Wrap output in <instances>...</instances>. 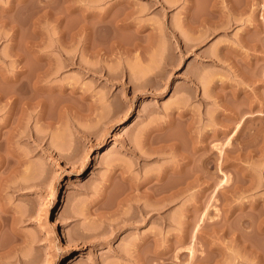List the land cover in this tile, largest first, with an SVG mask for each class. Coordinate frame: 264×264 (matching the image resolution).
<instances>
[{
  "label": "rangeland",
  "instance_id": "rangeland-1",
  "mask_svg": "<svg viewBox=\"0 0 264 264\" xmlns=\"http://www.w3.org/2000/svg\"><path fill=\"white\" fill-rule=\"evenodd\" d=\"M0 91V264H264V0H0Z\"/></svg>",
  "mask_w": 264,
  "mask_h": 264
},
{
  "label": "bare ground",
  "instance_id": "bare-ground-1",
  "mask_svg": "<svg viewBox=\"0 0 264 264\" xmlns=\"http://www.w3.org/2000/svg\"><path fill=\"white\" fill-rule=\"evenodd\" d=\"M205 19V18H204ZM201 20H203V18L201 19ZM204 21V20H203ZM186 48H187V46H186ZM186 50V49H185ZM9 80H11L10 82H12L14 85V89H15V87H17V86H23L24 87V85L26 84V82H25V84L23 85V82L24 81H20L19 83L16 81V79H9ZM15 82H17L16 84H15ZM27 85H28V83H27ZM14 89H12V90H14ZM0 92H2V91H0ZM12 92V91H11ZM10 92V93H11ZM14 92V91H13ZM14 93H16V92H14ZM14 93H12L11 95L10 94H7V93H5V94H2V93H0V98H3V96L4 95H6L5 97L7 98V97H9L10 98V100H9V98H8V100H6L5 102H6V104H7V109H6V111H5V118H4V124L5 125H7V126H9V128H12V126L14 127V124L16 125V124H19L20 122H22V118L21 117H23L22 115H23V112L24 113H26V114H24V116L26 117L25 118V120L27 121V115H28V112H26V110L29 108V106H31L32 105V98L30 97V94H29V91H28V88H23L22 89V92H20V94L18 93V94H14ZM8 95H10V96H8ZM17 111H19L18 112V114H17ZM20 113V114H19ZM235 114V113H234ZM232 115H233V113H232ZM228 116V115H227ZM230 117H231V114L229 115ZM233 117V116H232ZM24 118V117H23ZM6 119V120H5ZM26 121H25V125H26ZM17 126V125H16ZM26 127V126H25ZM227 127V126H226ZM225 127V128H226ZM25 129V128H24ZM224 129V128H223ZM223 129H220L221 131H218V130H216V131H214L215 133L217 132H219V133H224V132H226L227 131V128H226V130H223ZM228 129H229V127H228ZM23 131V132H22ZM21 131V133H25V134H27L28 133V130L26 131L25 130V132H24V130H22ZM224 131V132H223ZM236 131H234V133H235ZM20 133V134H21ZM216 133V134H217ZM1 134V133H0ZM0 138H1V136H0ZM0 142H1V140H0ZM2 143V142H1ZM153 148L154 147H151V149L153 150ZM135 152V151H134ZM98 154H100V151L98 152ZM141 154L139 153L138 154V157L140 156ZM172 171H176V169L175 168H172L171 169ZM123 175V174H122ZM187 183V184H186ZM139 184H141V183H138L137 185H139ZM188 184H189V182L187 181V182H185V180L183 179L182 181H179L178 183H172V184H170V185H168V186H154V184H152L151 185V187L153 188L152 189V193L151 194H149L152 198H153V200H152V208H155V207H158V205L160 206V204L161 205H166V203H168L169 201H171L172 199H173V196L175 195V191H177V190H172L171 192H169L168 194H162V195H160L161 193H163L164 191H167V190H169V189H171V188H173V187H176L177 185L180 187L179 189L180 190H184L185 188H187V186H188ZM183 185V186H182ZM207 188V186H205V185H203L202 187H201V190L202 191H204L205 189ZM154 202V203H153ZM96 203V202H95ZM101 203V202H100ZM99 203V201H97V203L96 204H94V205H97L96 207H100L101 206V204ZM95 207V208H96ZM98 207V208H99ZM134 208L136 209V211H137V216L139 215H141V214H145L147 211H148V207L145 205H140L139 203H137L136 205L134 204ZM97 209V208H96ZM1 213H3L2 211H0V215H2ZM5 214V213H4ZM4 214H3V216H4ZM3 216H1V217H3ZM5 216H6V214H5ZM8 216V215H7ZM6 216V217H7ZM4 218L5 219V221L7 220V218L9 217H7V218ZM126 219H129V218H126ZM1 220V219H0ZM10 220V222L9 223H11L9 226L11 227L13 224H12V222H14V220L11 222V219H9ZM3 223H5L4 221H2ZM8 222V221H7ZM9 223H7V224H9ZM0 225H4V224H0ZM6 225V224H5ZM1 227V226H0ZM9 227V228H10ZM13 227V226H12ZM11 229V228H10ZM63 234H64V237L66 238V240L68 241V242H73V238L68 234V233H66V232H64L63 231ZM13 237V238H12ZM10 239H11V241H10V243L9 244H7L8 243V240L6 241V243H5V241H2V242H0V253H1V251L3 250V252L1 253V254H6L7 255V253H6V251L8 250L9 252H10V250H14V251H16V249H17V246H18V244H19V238H17V237H15V235L14 236H12ZM9 239V240H10ZM6 251H5V250ZM7 251V252H8ZM8 252V253H9ZM4 254V255H5ZM21 258V257H20ZM21 259H24L23 257L21 258ZM21 259H19V260H21ZM25 261V260H24ZM24 261H22V263L24 262ZM26 261H28V260H26ZM25 261V262H26Z\"/></svg>",
  "mask_w": 264,
  "mask_h": 264
}]
</instances>
